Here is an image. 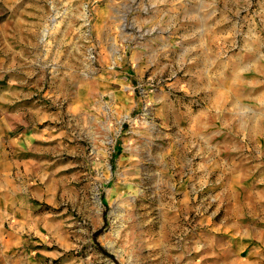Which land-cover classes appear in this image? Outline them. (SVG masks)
<instances>
[{"label":"rangeland","instance_id":"obj_1","mask_svg":"<svg viewBox=\"0 0 264 264\" xmlns=\"http://www.w3.org/2000/svg\"><path fill=\"white\" fill-rule=\"evenodd\" d=\"M213 2L40 0L35 36L24 37L39 44V63L23 75L41 106L35 182L52 197L25 196L24 204L33 203L42 227H51L24 235V264H203L185 241L198 211H182L179 190L189 165L177 147L175 115L183 104H204L188 88L195 52L241 43L240 30L218 29L224 20H213V33L203 20L200 33L198 8L203 16L218 8ZM232 21L241 27V19ZM260 49L264 54V21ZM199 189L187 204H211Z\"/></svg>","mask_w":264,"mask_h":264},{"label":"crops","instance_id":"obj_2","mask_svg":"<svg viewBox=\"0 0 264 264\" xmlns=\"http://www.w3.org/2000/svg\"><path fill=\"white\" fill-rule=\"evenodd\" d=\"M213 3L218 8L203 16L198 8L200 33L203 20L210 21L209 33L217 32L212 31L213 20L217 26L224 20L218 28L221 33L240 30L242 38L235 48L209 45V49L202 46L198 56L195 52L188 88L204 104L198 108L183 104L176 110L177 147L183 151L184 167L189 165L179 190L182 211H198L185 241L202 255L203 264H240L239 257L264 264V54L260 49L264 0ZM39 10L40 0H0V264H24L26 251L20 247L24 235H39L41 228L49 233L51 227L49 222L42 227L44 219L33 203L24 204L25 196L52 197L35 182L42 159L40 142L33 138L40 136L41 106L26 92L29 75H23H33L39 63V44H26L24 39L35 36L31 25L35 28L34 19L39 21ZM238 18L241 27L236 30L232 20ZM102 107L106 116L108 110ZM103 164L109 172V163ZM201 186L211 204H187L190 198L195 201ZM44 187L50 184L45 182ZM103 222L94 230L99 231ZM178 226L185 229V221ZM65 237L62 242L67 244Z\"/></svg>","mask_w":264,"mask_h":264}]
</instances>
